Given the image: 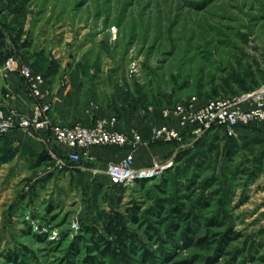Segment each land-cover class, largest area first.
I'll use <instances>...</instances> for the list:
<instances>
[{
	"label": "rangeland",
	"instance_id": "374dc122",
	"mask_svg": "<svg viewBox=\"0 0 264 264\" xmlns=\"http://www.w3.org/2000/svg\"><path fill=\"white\" fill-rule=\"evenodd\" d=\"M4 23L3 49L16 44L40 64L57 58L60 74L75 63L99 99L128 90L152 114L264 85V0H0ZM248 131L155 141L173 146L162 159L172 161L167 173L113 190L107 176V192L79 161L64 171L55 160L34 169L20 157L0 166V264H125L100 256L82 231L93 224L109 237L116 214L137 244L135 264L143 247L155 254L145 264H264V126ZM180 205L189 221L173 211Z\"/></svg>",
	"mask_w": 264,
	"mask_h": 264
},
{
	"label": "crops",
	"instance_id": "0c3cea01",
	"mask_svg": "<svg viewBox=\"0 0 264 264\" xmlns=\"http://www.w3.org/2000/svg\"><path fill=\"white\" fill-rule=\"evenodd\" d=\"M0 49L3 55L0 62V104L5 110L24 113L32 111L34 98L19 72L20 64L29 63L38 71L42 67V72L46 73L45 83L42 86L46 92L44 101L52 103L51 117L54 123L82 122L90 125L101 117L118 116L119 130L127 132L131 129H138L145 140V143L140 145L134 153L136 167L163 162V157L173 150L172 145L156 144V140L153 139L152 130L161 122V114H152L145 108L136 107L135 102H132L133 96L128 90L127 92L120 91L119 95H114L104 101L99 99L97 91L89 90L85 82L86 75L79 73L81 70H74L75 63H68L66 72L60 74L63 64L57 58H53L47 64H40L36 60H30V62L26 59V51L24 52L20 46H5L4 49L2 47ZM121 94L122 97L125 95L131 98L130 102L127 101L128 99L125 100L128 104L120 100ZM262 126L264 125L258 127ZM248 130L239 129L238 133L242 135L248 133ZM48 136L49 133L46 130L30 135L24 129H17L8 136H0L2 170L18 157L28 162L29 166L34 169L50 166L55 160L50 153L53 148L58 151L59 157H63L64 155L60 153L62 151L57 148L53 139H48ZM129 151L130 146L91 147L87 155L81 157L76 169L85 171L86 175L96 182L106 183L107 175L104 170L108 164L123 159ZM41 156L44 157L41 158ZM64 170L66 169L61 171Z\"/></svg>",
	"mask_w": 264,
	"mask_h": 264
},
{
	"label": "built area",
	"instance_id": "2783aa9c",
	"mask_svg": "<svg viewBox=\"0 0 264 264\" xmlns=\"http://www.w3.org/2000/svg\"><path fill=\"white\" fill-rule=\"evenodd\" d=\"M1 58L0 51V62ZM19 72L34 98L32 111H8L0 104V136H8L17 129H24L30 135L41 130L48 131V139H53L57 148L62 151L61 155H64L59 157L54 148L50 151L60 170L66 169L67 161L80 162L81 157L86 156L91 147L130 146V151L123 159L109 163L104 170L114 184L129 185L136 180L154 178L171 165L170 160L167 163L155 162L149 166L136 167L134 153L145 140L138 129L127 132L119 130L118 116L101 117L90 125L82 122L54 123L51 117L52 103L44 101L46 92L42 86L45 77L29 63L20 64ZM139 72L138 64L132 63L131 73L140 75ZM149 110H152L151 106ZM161 114V122L152 130L153 139L156 141H180L186 130L200 136L210 129H222L228 136H235L239 129L264 125V85L233 98H215L200 102L193 96L188 104L166 107Z\"/></svg>",
	"mask_w": 264,
	"mask_h": 264
},
{
	"label": "trees",
	"instance_id": "16d2710c",
	"mask_svg": "<svg viewBox=\"0 0 264 264\" xmlns=\"http://www.w3.org/2000/svg\"><path fill=\"white\" fill-rule=\"evenodd\" d=\"M2 27H7V26L5 25V23H4V25H0V33H2V30H3ZM15 46H16V44H15ZM0 51H1V49H0ZM1 54H2V51H1ZM35 70L37 72L41 73L43 71V68L41 67L39 69L40 71H38L37 69H35ZM41 74L44 77L46 76L45 75L46 73L42 72ZM141 97L145 99V94H144V96L141 95ZM141 103H143V102H141ZM138 105H139V103H138ZM159 106H162V105H159ZM160 111H161V108H159V113H160ZM213 130L214 129H210V130H207V132H210ZM224 135L228 138H234L232 136H228L226 133ZM42 157H44V156H41V158ZM167 171H168V169H165L164 172L159 177H161L162 175H165L167 173ZM151 180H152V178L140 179V180H136L134 182V184H140L141 186H146L148 184V182ZM125 186L126 185H123V184H114L113 186H111V189L112 188L122 189ZM94 187L101 189L102 192L106 191L104 189V184H102V183L95 182ZM112 190H110V191H112ZM184 210H185V207L180 205V206L176 207L173 211L178 213L177 217L181 218L182 220L189 221V219L191 218V215L189 214V212H185ZM116 216H118L119 218H114L111 215L108 216V218H111L112 220L117 221V226H115L113 224H108V226L106 227L108 229V233L110 234L109 237L104 236V234H102V233H99L97 226H94L93 224L85 225L83 227L82 231L86 232V234H89V236L91 237V239L93 241L98 242L95 250L98 252V254L100 256L109 257L112 260L124 262L125 264H135V262H133L134 260L131 258L130 255H131V253L134 255V253H135L134 251H135V248L137 247V244H136V242H134L130 239V235H132V234H130L129 230L125 229V225H123V223H121L122 217L120 216V214H116ZM177 227H175L176 230L178 229ZM116 232H117V235L113 236ZM174 234H175V232H170V235H169L170 238L169 239H172L174 237ZM225 236H226V239L228 241L231 238L232 239L236 238L237 235L233 237L230 234V232H227L225 234ZM183 237H186L188 242H192L193 244L194 243L200 244L201 246H204L205 244L211 243L210 241L207 240L206 237H201V238L197 237L196 239H194L193 236H189L186 233L183 235ZM135 241L143 244L140 239H135ZM19 251L20 250H18L17 252H19ZM21 253H22V251H21ZM140 257L141 258L137 261L136 264H145L144 262H146V261L155 260L154 252L152 250H150L149 248H146V247L141 248V256ZM11 260H14V262L19 263V260L17 257L12 258ZM178 264H181V263H178Z\"/></svg>",
	"mask_w": 264,
	"mask_h": 264
}]
</instances>
